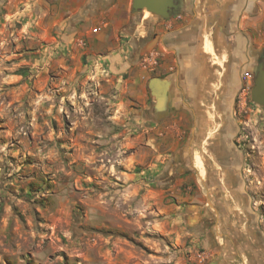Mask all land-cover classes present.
<instances>
[{"label": "rangeland", "instance_id": "rangeland-1", "mask_svg": "<svg viewBox=\"0 0 264 264\" xmlns=\"http://www.w3.org/2000/svg\"><path fill=\"white\" fill-rule=\"evenodd\" d=\"M1 23L0 264H245L246 252L264 264V107L250 99L253 81L242 79L226 125L163 156L100 80L19 47L21 23Z\"/></svg>", "mask_w": 264, "mask_h": 264}, {"label": "crops", "instance_id": "crops-1", "mask_svg": "<svg viewBox=\"0 0 264 264\" xmlns=\"http://www.w3.org/2000/svg\"><path fill=\"white\" fill-rule=\"evenodd\" d=\"M131 3L0 0V22L21 23L14 29L19 47L29 44L46 62H72L100 80L117 112L147 128L148 147L179 155L186 135L206 140L213 122L227 124L242 79L254 76L264 49V0H181L180 14L167 19L132 13ZM196 165L203 168L198 158ZM242 254L245 264H263Z\"/></svg>", "mask_w": 264, "mask_h": 264}, {"label": "water", "instance_id": "water-1", "mask_svg": "<svg viewBox=\"0 0 264 264\" xmlns=\"http://www.w3.org/2000/svg\"><path fill=\"white\" fill-rule=\"evenodd\" d=\"M181 0H132V13H139L146 10L150 14L157 15L162 18H170L180 14ZM262 60L258 61L253 67V86L250 91V99L257 106L264 107V49L262 51ZM155 79L149 81V87L152 90L153 96L159 103L158 94L153 93ZM197 219H200L199 214H196ZM194 216L193 218H195ZM195 222V220H194Z\"/></svg>", "mask_w": 264, "mask_h": 264}, {"label": "flooded vegetation", "instance_id": "flooded-vegetation-1", "mask_svg": "<svg viewBox=\"0 0 264 264\" xmlns=\"http://www.w3.org/2000/svg\"><path fill=\"white\" fill-rule=\"evenodd\" d=\"M262 59H263V58H262V56H261L260 58L257 59V62L260 61V60H262ZM183 165H184V163H182V162L179 163V167L175 169V173H176V174L180 171V168H181V167L183 168ZM178 170H179V171H178ZM185 174H186V173H185ZM185 174H184V175H185ZM182 175H183V174H182Z\"/></svg>", "mask_w": 264, "mask_h": 264}, {"label": "built area", "instance_id": "built-area-1", "mask_svg": "<svg viewBox=\"0 0 264 264\" xmlns=\"http://www.w3.org/2000/svg\"><path fill=\"white\" fill-rule=\"evenodd\" d=\"M247 79H248V80H251V79H253V77H251V76H249V75H246V76H245V80H247Z\"/></svg>", "mask_w": 264, "mask_h": 264}]
</instances>
